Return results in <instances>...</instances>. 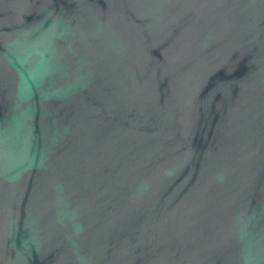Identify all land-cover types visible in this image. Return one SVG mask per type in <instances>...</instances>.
Instances as JSON below:
<instances>
[{"label":"water","instance_id":"95a60500","mask_svg":"<svg viewBox=\"0 0 264 264\" xmlns=\"http://www.w3.org/2000/svg\"><path fill=\"white\" fill-rule=\"evenodd\" d=\"M0 264H264V0H0Z\"/></svg>","mask_w":264,"mask_h":264}]
</instances>
